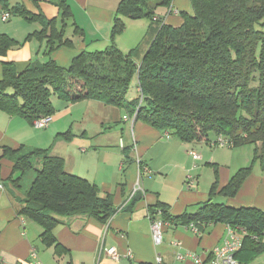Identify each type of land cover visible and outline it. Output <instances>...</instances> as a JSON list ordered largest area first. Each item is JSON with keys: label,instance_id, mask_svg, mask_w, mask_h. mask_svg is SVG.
Here are the masks:
<instances>
[{"label": "trees", "instance_id": "obj_1", "mask_svg": "<svg viewBox=\"0 0 264 264\" xmlns=\"http://www.w3.org/2000/svg\"><path fill=\"white\" fill-rule=\"evenodd\" d=\"M152 1L121 0L112 26L114 40L126 27L124 18L150 20L148 35L153 31L154 36L141 59V45L124 52L112 43L104 50L82 52L69 67L48 58L19 71L13 63L4 62L0 108L33 122L55 113L54 95L72 103L97 100L126 109L138 120L186 142L223 135L234 146L252 144L253 163L259 161L264 172V32L258 27L264 19V0H191L193 13L181 11L180 26L157 23ZM172 1L159 0L157 5ZM0 2L3 11L42 22L40 34L47 39L49 52L73 44L65 38L71 17L66 0H52L61 10V29L56 18ZM75 32L82 33L79 28ZM17 44L0 34V55ZM133 84L139 96L129 100ZM4 154L14 162L10 180L23 195L19 213L42 226L47 244L62 246L54 230L63 217L107 222L116 213L112 194H102L95 183L68 172L64 158L23 145L17 150L5 148ZM35 158L40 159V167ZM253 163L238 170L222 188L214 184L208 200L183 213L172 215L161 205L151 214L161 210V217L173 226L194 223L201 233L218 223L244 229L236 257L240 261L238 254L244 249L250 260L264 250V210L234 207L216 202L215 197L235 196L253 171ZM32 169L36 175L23 191L22 181Z\"/></svg>", "mask_w": 264, "mask_h": 264}, {"label": "crops", "instance_id": "obj_2", "mask_svg": "<svg viewBox=\"0 0 264 264\" xmlns=\"http://www.w3.org/2000/svg\"><path fill=\"white\" fill-rule=\"evenodd\" d=\"M66 1L71 17L67 20L65 38L73 44L60 45L51 52L47 39L40 34L43 29L40 20L19 15V19L2 23L9 19L1 18L3 4L0 2V34L18 41L6 54L0 55V81L4 77V62L13 63L19 71L31 62L48 58L69 67L82 52L104 50L112 43L124 52L141 45L140 59L149 47L150 42L142 47L148 37V18H124V31L112 40V26L121 0ZM6 2L10 7L21 5L30 14L56 18L58 29L63 26L61 10L52 0ZM155 9L157 23L174 26L184 21L181 11L193 13L191 0H173L170 5L159 4ZM76 28L82 33L77 34ZM61 101L71 108L86 104L88 112L94 107V149L88 155H85L88 149L79 146L73 151L71 147L68 152L56 148L50 153L64 158L68 172L95 183L102 194H112L117 211L107 222L94 217H63L54 230L62 246L47 244L42 226L19 213V200L23 195L10 180L14 162L4 154V149L17 150L22 145L33 149L51 143L55 132L63 129L59 125L61 115H54L47 127L37 128L25 116L12 115L0 108V264H158V255L163 258L161 264H208L213 248L226 236L227 224H215L210 232L200 234L189 226L169 224L164 230V242L156 245L151 211L163 205L172 215H178L189 206L208 200L214 184L222 188L238 170L248 165L251 156L254 162V149L241 153L237 150L246 145H217L214 141L218 136L193 142L167 137L166 132L129 113L120 118L125 124L115 128L114 123L119 120L123 108L97 100ZM42 129L44 131H39ZM83 133H89L87 127ZM220 146L230 149L221 150ZM191 151L201 157L194 159ZM258 162L253 163V171L235 196L218 194L216 202L264 210V172ZM188 175H192L194 181L188 180ZM113 246L122 254L131 251L132 257L115 262L106 253V249ZM188 253H194L202 262ZM179 254L185 258L179 259ZM238 256L240 264L249 261L244 249Z\"/></svg>", "mask_w": 264, "mask_h": 264}, {"label": "rangeland", "instance_id": "obj_3", "mask_svg": "<svg viewBox=\"0 0 264 264\" xmlns=\"http://www.w3.org/2000/svg\"><path fill=\"white\" fill-rule=\"evenodd\" d=\"M158 2L159 0H153L152 5L158 8L159 7V5H157ZM158 11L160 12V10ZM13 19H19V15L11 14L8 21L3 22L1 21V18H0V21L2 23H6ZM258 27L261 31L264 32V19L261 25ZM153 36H154L153 31H151L146 41L142 42V47H145L148 44V42H151ZM138 96H139V93H138L137 86L133 84L128 92L127 97L129 100H133L137 98ZM52 101L55 106V113L52 115V118H54V115L60 114L61 118H60L59 125H61L63 129H61L60 133L55 132L54 137L51 139V143H48V142L44 143L45 144L44 146L46 147L39 146V148L34 147L33 149H42V150L44 149L46 151L52 152L54 151V149L57 148V149L63 150V152H68L70 151L69 150L70 147L73 151L76 146H79V147H85L86 149H88V151L85 154V155H88L90 151L94 149V107H92V110H90L89 112H88V108L86 107V104H81L79 106H76L75 108L66 107L65 104H62L63 102L55 95L52 97ZM124 114H128L126 109L122 110L119 120L114 123L115 128H117L119 124L123 123V121L120 118H122ZM86 127L89 130L88 134L83 133ZM39 131H44V129L39 130ZM215 136L216 135H212V137H215ZM254 147L255 146L252 144L246 145L244 147L239 148L237 151H241V153H246L248 151L251 152L253 151ZM227 148L229 147L225 146L221 148L220 146L221 150H224ZM251 161H252V156L250 157V161L247 166H249L252 163ZM34 162L36 163L37 167H40L39 158H35ZM35 175H36V171L34 169L27 172L25 178L22 181L23 191H25L29 187ZM245 264H264V250L260 252L259 254H257L256 256H254L252 259H250Z\"/></svg>", "mask_w": 264, "mask_h": 264}, {"label": "built area", "instance_id": "obj_4", "mask_svg": "<svg viewBox=\"0 0 264 264\" xmlns=\"http://www.w3.org/2000/svg\"><path fill=\"white\" fill-rule=\"evenodd\" d=\"M11 16V13L9 11H2L1 18L3 20H8ZM156 19V18H155ZM128 117H125L127 119ZM52 121V115L42 116L33 121V125L37 128H44L47 127L50 122ZM166 136L170 137V134L166 132ZM217 145H226L230 144L233 145V141L223 135L218 136V138L214 141ZM121 147L124 148L123 141L121 139L120 141ZM191 154L194 159H198L201 156L196 151H191ZM188 180L194 181V178L192 175H188ZM2 185V184H1ZM0 185V186H1ZM140 188V186H139ZM138 189L135 188L134 192H136ZM157 216H153L152 218V236L153 240L156 245H160L164 242L165 236H164V230L167 225L170 224V222L165 221L161 217V210H159L157 213ZM22 222H25V219L22 217ZM194 232L200 234L199 228L194 224L191 223L188 225ZM241 232V234L239 233ZM245 231L244 229H238L234 228L232 226L227 227V233L224 237L223 241L216 245L212 250V256L210 260L208 261V264H240V261L236 257L237 252L241 249L243 246V235ZM106 253L115 262H121L123 258H130L132 257L131 251L127 252L126 254H122L118 251L116 247H109L106 249ZM34 256L36 257V252L34 251ZM188 256L193 257L196 259L197 262H202L200 258H198L194 253H188ZM179 259H184L185 255L179 254ZM156 261L158 264H161L163 262V258L161 255H158L156 258ZM39 262H36L38 264Z\"/></svg>", "mask_w": 264, "mask_h": 264}]
</instances>
